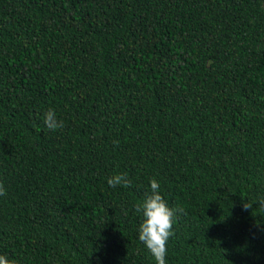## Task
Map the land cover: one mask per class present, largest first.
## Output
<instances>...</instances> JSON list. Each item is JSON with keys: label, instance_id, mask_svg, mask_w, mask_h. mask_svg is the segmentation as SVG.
<instances>
[{"label": "trees", "instance_id": "obj_1", "mask_svg": "<svg viewBox=\"0 0 264 264\" xmlns=\"http://www.w3.org/2000/svg\"><path fill=\"white\" fill-rule=\"evenodd\" d=\"M153 178L167 264H264V0H0V254L155 264Z\"/></svg>", "mask_w": 264, "mask_h": 264}, {"label": "clouds", "instance_id": "obj_2", "mask_svg": "<svg viewBox=\"0 0 264 264\" xmlns=\"http://www.w3.org/2000/svg\"><path fill=\"white\" fill-rule=\"evenodd\" d=\"M43 123L50 131H56L64 126V122L58 119L56 112L52 109L44 113ZM107 183L111 187L128 188L131 180L126 174L117 173L109 176ZM4 195H7V191L4 184L0 182V196ZM254 203L264 209V197H260L258 201H244L243 209H252ZM135 211L142 218L139 225V240L145 244L155 264H167L168 241L174 235L175 220L179 214H185L184 209L180 206H170L161 193L159 181L153 178L150 181V190L145 193L142 201L135 205ZM0 264H11V262L7 256L0 254Z\"/></svg>", "mask_w": 264, "mask_h": 264}]
</instances>
